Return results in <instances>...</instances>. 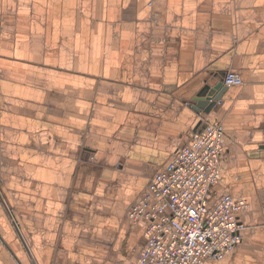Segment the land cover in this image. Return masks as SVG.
I'll use <instances>...</instances> for the list:
<instances>
[{
  "label": "crops",
  "instance_id": "obj_1",
  "mask_svg": "<svg viewBox=\"0 0 264 264\" xmlns=\"http://www.w3.org/2000/svg\"><path fill=\"white\" fill-rule=\"evenodd\" d=\"M228 71L244 83L198 107ZM213 120L210 203L248 205L205 264H264V0H0V264H138L129 207Z\"/></svg>",
  "mask_w": 264,
  "mask_h": 264
},
{
  "label": "built area",
  "instance_id": "obj_2",
  "mask_svg": "<svg viewBox=\"0 0 264 264\" xmlns=\"http://www.w3.org/2000/svg\"><path fill=\"white\" fill-rule=\"evenodd\" d=\"M224 83L240 85L244 79L228 71ZM224 131V123L213 120L195 132L129 207L132 221L147 223L138 264H205L224 258L242 240L239 217L247 200L226 193L210 203L226 156Z\"/></svg>",
  "mask_w": 264,
  "mask_h": 264
},
{
  "label": "water",
  "instance_id": "obj_3",
  "mask_svg": "<svg viewBox=\"0 0 264 264\" xmlns=\"http://www.w3.org/2000/svg\"><path fill=\"white\" fill-rule=\"evenodd\" d=\"M224 84V78L220 81H218L215 84H211L209 82H207L197 93V95L194 97V100L196 101V104L198 107L200 108H205V111H210L212 110L213 107H215L218 103V100L222 97V87ZM6 205V204H5ZM6 209L8 211V213L10 212L8 209V206L6 205ZM10 217H12L11 213H9ZM13 220V217H12ZM14 225L16 226V228L18 229L17 224L15 223V221L13 220ZM20 230L18 229V232ZM20 236L21 233L19 232ZM21 238H23L21 236ZM24 245L26 246L27 250L30 252V249L26 243V241L24 240V238L22 239Z\"/></svg>",
  "mask_w": 264,
  "mask_h": 264
}]
</instances>
